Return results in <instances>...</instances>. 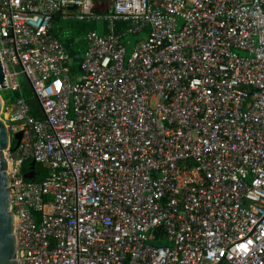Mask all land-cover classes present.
Returning <instances> with one entry per match:
<instances>
[{
  "label": "built area",
  "instance_id": "obj_1",
  "mask_svg": "<svg viewBox=\"0 0 264 264\" xmlns=\"http://www.w3.org/2000/svg\"><path fill=\"white\" fill-rule=\"evenodd\" d=\"M109 1L0 0L19 264H264V0ZM58 15L104 23L80 74Z\"/></svg>",
  "mask_w": 264,
  "mask_h": 264
},
{
  "label": "trees",
  "instance_id": "obj_2",
  "mask_svg": "<svg viewBox=\"0 0 264 264\" xmlns=\"http://www.w3.org/2000/svg\"><path fill=\"white\" fill-rule=\"evenodd\" d=\"M61 20L64 23L58 26V21ZM66 21V19L58 15L53 23L52 31L63 42L68 53L71 55L73 63L70 70L73 75H76L82 73L80 64L87 49L86 34L90 30L104 31V23L103 21L99 20H79L82 22L78 23L77 26H73L71 24H68ZM128 26L129 22L127 21H120L117 23L118 29H125ZM145 34L146 31L141 34V37H136L134 39V42L140 40L142 37H144ZM21 96H24L29 100L32 106V113L36 114L35 109L38 106V101L34 96L31 88L29 87L28 82H23L22 91L2 90V97L4 98L5 103H11ZM15 144V141H13L12 146L14 147ZM32 161V159H28L23 163L24 173L33 169ZM34 170L36 172V181L43 180L50 173V169L46 165L41 163H36L34 166Z\"/></svg>",
  "mask_w": 264,
  "mask_h": 264
},
{
  "label": "water",
  "instance_id": "obj_3",
  "mask_svg": "<svg viewBox=\"0 0 264 264\" xmlns=\"http://www.w3.org/2000/svg\"><path fill=\"white\" fill-rule=\"evenodd\" d=\"M75 8V6L73 7ZM5 73L2 60L0 57V90L5 89ZM4 103V99L0 94V112ZM22 138V132H17L14 135L13 141L15 146H18ZM12 141L10 131L0 116V264H19L16 258L17 244L14 234V215L10 210V192L8 188L7 175V159L5 149ZM36 162L32 161L30 171L25 172V177L31 180L36 179L34 170Z\"/></svg>",
  "mask_w": 264,
  "mask_h": 264
},
{
  "label": "rangeland",
  "instance_id": "obj_4",
  "mask_svg": "<svg viewBox=\"0 0 264 264\" xmlns=\"http://www.w3.org/2000/svg\"><path fill=\"white\" fill-rule=\"evenodd\" d=\"M68 24H71V25H73V26H77L78 25V23H81L82 21H79L78 19H67V21H66ZM64 22L61 20V21H58V26L59 25H61V24H63ZM131 37V39H135V36L134 35H131L130 36ZM18 69H20V67L18 68ZM20 79L22 80V82H27L28 81V79H27V77L22 73V75L20 76ZM0 94L2 95V90H0ZM4 99V98H3Z\"/></svg>",
  "mask_w": 264,
  "mask_h": 264
},
{
  "label": "crops",
  "instance_id": "obj_5",
  "mask_svg": "<svg viewBox=\"0 0 264 264\" xmlns=\"http://www.w3.org/2000/svg\"><path fill=\"white\" fill-rule=\"evenodd\" d=\"M105 1H107V4L105 5V8H106L107 10H110V7H111L110 1H109V0H105ZM98 9H99V10H102L100 7H99ZM66 20H67V19H66ZM119 22H120V21H119ZM117 23H118V22H117ZM116 28H117V31H121V30H125V29H126V28H125V29H118L117 26H116ZM145 31H146V30H145ZM145 31H143V32H141V33H137V34H129V35L127 36V38L130 39V40L132 41L131 44H134V43L138 42L139 40L136 41V42H134V40L131 39L130 36H131V35H134L135 38H136V37L139 38V37H141V34H143ZM146 33H147V31H146ZM145 35H146V34H145ZM145 35H144V36H145ZM142 38H143V37H142ZM142 38H141V39H142Z\"/></svg>",
  "mask_w": 264,
  "mask_h": 264
}]
</instances>
